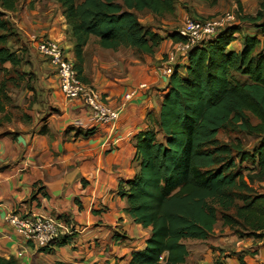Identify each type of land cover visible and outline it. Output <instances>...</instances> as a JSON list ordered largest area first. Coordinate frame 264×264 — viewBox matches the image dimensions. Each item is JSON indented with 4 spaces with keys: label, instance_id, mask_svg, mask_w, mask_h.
Here are the masks:
<instances>
[{
    "label": "trees",
    "instance_id": "1",
    "mask_svg": "<svg viewBox=\"0 0 264 264\" xmlns=\"http://www.w3.org/2000/svg\"><path fill=\"white\" fill-rule=\"evenodd\" d=\"M54 1L70 29L77 70L91 37L105 49L132 48L139 55L155 54L168 39L173 46L183 41L178 31L164 37L139 18L143 12L172 15L175 0ZM18 3L0 0V74L18 67L19 55L26 54L24 46L15 50L11 45L18 35L7 14ZM234 23L179 57L160 112L148 115V128L135 138V173L120 182L118 195L127 202L126 213L151 235L130 264H188L187 242L209 240L219 223L240 238H258L264 231V0L256 16L245 18L242 26ZM247 25L256 33L244 31ZM238 39L239 52L230 49ZM10 80L0 81V114L10 101ZM26 118L30 125L33 117ZM223 132L254 135L258 143L248 149L239 135L224 140ZM243 168L258 187L248 182ZM68 238L53 245L64 246ZM221 252L214 264H227L232 255ZM238 257L243 260V254ZM0 264L20 263L0 255Z\"/></svg>",
    "mask_w": 264,
    "mask_h": 264
},
{
    "label": "crops",
    "instance_id": "2",
    "mask_svg": "<svg viewBox=\"0 0 264 264\" xmlns=\"http://www.w3.org/2000/svg\"><path fill=\"white\" fill-rule=\"evenodd\" d=\"M7 19L18 35L11 41L15 50L26 45L37 52V42L49 37L65 42L69 57L76 59L70 29L54 0H19ZM173 49V41L168 39L155 54L139 55L132 48L105 49L98 38L91 37L77 71L82 81L101 93L105 103L120 110L114 125L97 123L83 105L67 101L49 66L52 111L33 118L20 131L0 128V255L14 256L20 264H130L134 253L146 248L151 230L126 213L127 202L118 189L121 181L134 176L135 138L148 128V115L160 112L168 78L158 69ZM230 49L239 52L242 40L233 42ZM134 90L137 95L127 101ZM78 131L91 134L78 135ZM30 212L65 222L73 235L64 246L55 244L45 250L27 243L6 217ZM215 234L199 241L207 246L190 248L187 244L188 264H214L223 255L221 250L226 256L232 253L227 264H264V236L260 237L264 231L258 232V238L234 234L237 241L225 237L213 244ZM232 243V251L223 249ZM18 253H22L23 263Z\"/></svg>",
    "mask_w": 264,
    "mask_h": 264
},
{
    "label": "rangeland",
    "instance_id": "3",
    "mask_svg": "<svg viewBox=\"0 0 264 264\" xmlns=\"http://www.w3.org/2000/svg\"><path fill=\"white\" fill-rule=\"evenodd\" d=\"M260 2L261 0H215L214 3H206L199 0H175L176 11L174 14L156 17L149 12H143L139 14V18L144 24H147L158 32L162 31L166 33L167 36L169 33L177 31L187 18H211L229 10L235 13L234 25L242 26L245 22V18L253 17L258 14ZM245 30L246 32L249 31L251 34L256 33L249 25L244 26V31ZM45 38L50 39L49 37ZM57 42L64 49L65 54L71 53L70 49L66 47L65 42L59 40H57ZM23 46L27 48L26 45ZM27 49L25 55H19V57H21V64L18 67L11 69L7 74H0V81L11 79L8 83L7 90L10 101L6 102L5 111L0 114V125L3 131H20L23 126H29L26 116L31 115L33 118H43L52 111L49 102L50 90L47 88V85H49V77L51 76L50 64L35 50L30 51L29 48ZM74 61H76V59H73V62ZM45 64L47 66L43 68ZM252 122L257 123V120L252 118ZM246 134L247 133L235 134L233 132H223L221 138L227 140V138L233 139L236 135H239L244 141L246 148L253 149L258 143V139L254 135L247 134L246 136ZM244 167H247V165H244ZM242 170L245 175H248V182L254 183L251 181V174H248L244 168ZM253 185V187H258L256 183ZM239 196L244 197L245 195ZM237 203L242 204L239 200H237ZM216 230L218 233L215 234L216 237L212 239V241L214 240L212 242L213 244H218V242L222 241L220 239L225 241V237L226 241L231 237H235L236 241L238 240V238L234 236L235 232L228 227H222L221 223L216 226L215 232ZM187 244L190 248H194L198 245H208V243L199 241H188ZM223 247L227 252L232 251L233 243ZM18 257L20 258V262L23 263L24 261L20 253H18Z\"/></svg>",
    "mask_w": 264,
    "mask_h": 264
},
{
    "label": "built area",
    "instance_id": "4",
    "mask_svg": "<svg viewBox=\"0 0 264 264\" xmlns=\"http://www.w3.org/2000/svg\"><path fill=\"white\" fill-rule=\"evenodd\" d=\"M234 22L235 13L230 10L204 20L185 19L177 30L183 41L177 43L168 53L166 64L158 69L159 74L169 78L173 74L174 64L179 57L187 55L200 46L205 39L215 37ZM36 50L55 70L59 89L67 101L83 105L97 123L115 124L120 117V110L105 103L96 88L82 81L75 63L68 54H65L57 40L43 38L37 42ZM140 88H146V85H140ZM136 95L137 91L134 90L126 96V100L129 101ZM6 222L27 243L41 249L48 248L63 236H71L74 233V230H71L65 222L37 212L10 213L6 217Z\"/></svg>",
    "mask_w": 264,
    "mask_h": 264
}]
</instances>
